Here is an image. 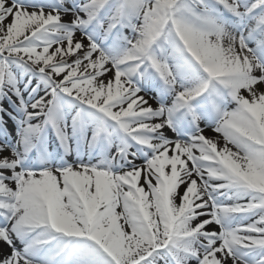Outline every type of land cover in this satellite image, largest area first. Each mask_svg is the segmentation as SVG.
Masks as SVG:
<instances>
[{
	"label": "snow or ice",
	"instance_id": "6c2138e0",
	"mask_svg": "<svg viewBox=\"0 0 264 264\" xmlns=\"http://www.w3.org/2000/svg\"><path fill=\"white\" fill-rule=\"evenodd\" d=\"M0 264H264V0H0Z\"/></svg>",
	"mask_w": 264,
	"mask_h": 264
}]
</instances>
